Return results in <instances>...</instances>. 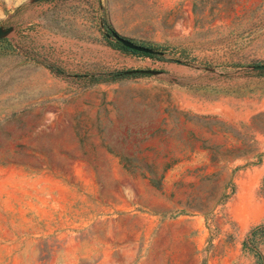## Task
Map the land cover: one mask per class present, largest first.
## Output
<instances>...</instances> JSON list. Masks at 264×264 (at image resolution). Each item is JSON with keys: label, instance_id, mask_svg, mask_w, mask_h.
<instances>
[{"label": "rangeland", "instance_id": "374dc122", "mask_svg": "<svg viewBox=\"0 0 264 264\" xmlns=\"http://www.w3.org/2000/svg\"><path fill=\"white\" fill-rule=\"evenodd\" d=\"M0 28V264H264V0H0Z\"/></svg>", "mask_w": 264, "mask_h": 264}, {"label": "water", "instance_id": "95a60500", "mask_svg": "<svg viewBox=\"0 0 264 264\" xmlns=\"http://www.w3.org/2000/svg\"><path fill=\"white\" fill-rule=\"evenodd\" d=\"M8 33V31L3 30L2 28H0V38L6 36V34ZM108 37H112L116 42H118L119 44H121L124 48L131 50V51H135L138 53H143V54H147V55H155L157 54L154 50L144 47V46H140L137 44L132 43L131 41L119 36L116 33H113L112 35H108ZM255 70H261L264 71V65H259V66H255L254 67ZM137 73H149V72H139V71H128L123 73V75H134Z\"/></svg>", "mask_w": 264, "mask_h": 264}, {"label": "trees", "instance_id": "16d2710c", "mask_svg": "<svg viewBox=\"0 0 264 264\" xmlns=\"http://www.w3.org/2000/svg\"><path fill=\"white\" fill-rule=\"evenodd\" d=\"M104 30L106 31V33L108 34V35H112L113 33H115L114 32V30L111 28V27H109L106 23L104 24ZM116 44H118V46L120 47V48H124L121 44H119L118 42H116ZM125 49V48H124ZM130 52H132L133 54H135V55H141V56H145V57H149V58H157L156 56H153V55H147V54H143V53H138V52H135V51H131V50H129ZM57 72V71H56ZM57 73H59V72H57ZM99 82H105L104 80H102V79H99V78H94V77H91L90 78V83L92 84V83H99ZM259 230L260 231H263L264 232V227H261V228H259Z\"/></svg>", "mask_w": 264, "mask_h": 264}]
</instances>
